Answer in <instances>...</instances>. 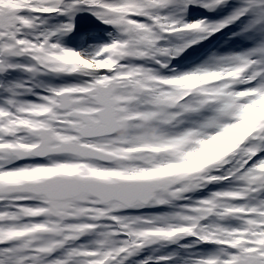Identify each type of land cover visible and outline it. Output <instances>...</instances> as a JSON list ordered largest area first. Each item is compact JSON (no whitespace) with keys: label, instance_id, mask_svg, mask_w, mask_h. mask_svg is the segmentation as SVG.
<instances>
[{"label":"snow or ice","instance_id":"snow-or-ice-1","mask_svg":"<svg viewBox=\"0 0 264 264\" xmlns=\"http://www.w3.org/2000/svg\"><path fill=\"white\" fill-rule=\"evenodd\" d=\"M0 264H264V0H0Z\"/></svg>","mask_w":264,"mask_h":264}]
</instances>
